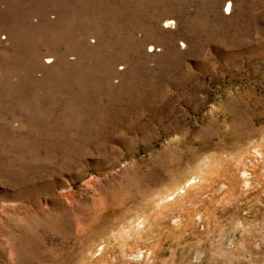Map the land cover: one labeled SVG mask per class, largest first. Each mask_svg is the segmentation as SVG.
I'll list each match as a JSON object with an SVG mask.
<instances>
[{"label":"rangeland","instance_id":"374dc122","mask_svg":"<svg viewBox=\"0 0 264 264\" xmlns=\"http://www.w3.org/2000/svg\"><path fill=\"white\" fill-rule=\"evenodd\" d=\"M0 264H264V0H0Z\"/></svg>","mask_w":264,"mask_h":264}]
</instances>
